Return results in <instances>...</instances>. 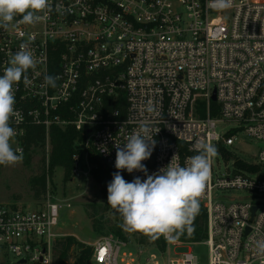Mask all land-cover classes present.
Here are the masks:
<instances>
[{"label":"built area","instance_id":"2783aa9c","mask_svg":"<svg viewBox=\"0 0 264 264\" xmlns=\"http://www.w3.org/2000/svg\"><path fill=\"white\" fill-rule=\"evenodd\" d=\"M208 3L50 0L39 23L0 28V75L23 42L37 60L28 82L15 86L14 146L25 153L30 127L44 128L50 143L53 127L71 126L85 136L74 174L89 151L115 168L116 142L143 123L156 141L142 161L151 175L175 154L184 166L198 141L210 143L218 154L200 198L209 264H261L253 241L264 238V147L245 150L240 135L264 144V0H233L222 12ZM46 75L58 77L55 88L45 86ZM35 201L0 204V251L18 258L12 264H56L61 203ZM122 246L98 237L90 264H129L127 254L119 260ZM197 262L189 250L166 264Z\"/></svg>","mask_w":264,"mask_h":264},{"label":"clouds","instance_id":"9594fccd","mask_svg":"<svg viewBox=\"0 0 264 264\" xmlns=\"http://www.w3.org/2000/svg\"><path fill=\"white\" fill-rule=\"evenodd\" d=\"M232 2L209 0L208 6L222 12L231 8ZM51 10L50 0H0V28L35 25L41 21L42 14ZM56 11L65 10L57 5ZM36 64L30 43L23 42L0 75V166H13L23 161L22 149L14 146L17 136L12 126L16 116L15 86L21 81L28 82V72ZM57 80L56 76L46 75L45 86L55 88ZM155 145L152 129L143 123L123 144L116 142L117 171L107 185V204L122 217L125 231L139 232L151 240L160 236L175 240L185 230L191 231V224L200 211V198L210 179L211 159L218 153L214 145L198 141L197 154L187 157L184 166L175 154L166 167L149 175L142 161L151 157ZM122 170L143 172L146 179L136 177L128 182L121 175ZM253 245L255 254L264 264V238L255 239Z\"/></svg>","mask_w":264,"mask_h":264},{"label":"rangeland","instance_id":"374dc122","mask_svg":"<svg viewBox=\"0 0 264 264\" xmlns=\"http://www.w3.org/2000/svg\"><path fill=\"white\" fill-rule=\"evenodd\" d=\"M240 138L250 143V146L244 145L243 149L251 150L252 153H257L259 147H264L263 143L251 141L244 134H241ZM32 150L30 162H26L23 158V161L16 165L0 166V204H15L22 207H33L36 204L30 180L40 174L44 155L47 164L49 163L51 142L48 143L46 138L43 145L33 147ZM82 153L81 155H86ZM87 158L88 161L86 156L81 157L78 162L80 170L78 174L72 172L73 177L69 181H64V169L56 168L53 176L48 180L47 192L44 195L61 203V220L57 228L60 234L58 240L72 237L77 241L69 253L71 262L80 256L81 246L84 249H93L98 237L112 236L127 243V246L121 247L119 260L127 254L126 259L129 264L133 262L134 264H166L169 259H176L189 250L197 256V264H209V249L204 241L185 243L178 239L167 240L160 236L163 249L159 250L149 237L139 232L125 231L122 227V217L107 204L99 185L91 177L92 166L89 163V154ZM221 169L223 170V167ZM92 214L95 216L91 217ZM94 218L102 226V230L93 229ZM58 256L59 252L54 250L55 261ZM17 260L18 258L13 254L6 256L0 251V264H12ZM147 260L151 262L147 263Z\"/></svg>","mask_w":264,"mask_h":264},{"label":"trees","instance_id":"16d2710c","mask_svg":"<svg viewBox=\"0 0 264 264\" xmlns=\"http://www.w3.org/2000/svg\"><path fill=\"white\" fill-rule=\"evenodd\" d=\"M84 134L77 131L73 127L65 129L53 127L50 130V142L52 150L49 157V163L45 155L42 158V170L40 174L34 176L30 180L31 189L35 200H41L47 192L48 180L54 174L56 168L64 169V181H69L73 177L72 172L75 167V154H82V149L78 142L83 141ZM46 131L42 127H30L27 132L26 141L24 143L25 153L24 160L30 162L32 159V148L41 146L45 143ZM89 163L92 166L90 175L93 180L99 185L102 197L107 201V185L113 179V173L116 168L110 166L102 159V157L94 151H89ZM123 178L131 182L129 173L126 170L121 171ZM95 207L94 205H90ZM95 214L91 215L94 217ZM95 219V218H94ZM93 229L95 231L102 230V226L94 220ZM207 238V212L205 207L200 203V211L191 224V231L185 230L178 240L185 243H199ZM151 240V239H150ZM159 250L163 249L160 243V238L151 240ZM77 243L72 237H67L64 240H58L54 246V250L59 252L56 264H88L93 249H84L81 246L80 256L74 262L70 261V250Z\"/></svg>","mask_w":264,"mask_h":264},{"label":"water","instance_id":"95a60500","mask_svg":"<svg viewBox=\"0 0 264 264\" xmlns=\"http://www.w3.org/2000/svg\"><path fill=\"white\" fill-rule=\"evenodd\" d=\"M216 99V96H215V94L213 95V100H215ZM25 260H22V262H24Z\"/></svg>","mask_w":264,"mask_h":264}]
</instances>
